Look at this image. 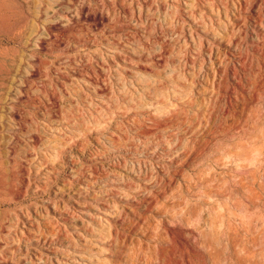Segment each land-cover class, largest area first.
I'll return each mask as SVG.
<instances>
[{"label": "rangeland", "instance_id": "obj_1", "mask_svg": "<svg viewBox=\"0 0 264 264\" xmlns=\"http://www.w3.org/2000/svg\"><path fill=\"white\" fill-rule=\"evenodd\" d=\"M178 262L264 264V0H0V264Z\"/></svg>", "mask_w": 264, "mask_h": 264}, {"label": "bare ground", "instance_id": "obj_2", "mask_svg": "<svg viewBox=\"0 0 264 264\" xmlns=\"http://www.w3.org/2000/svg\"><path fill=\"white\" fill-rule=\"evenodd\" d=\"M74 190V189H73ZM75 193V192H74ZM80 194V193H79ZM83 194V193H82ZM78 195V194H77ZM73 196V195H72ZM81 196V195H80ZM75 197V196H74ZM68 198L69 199H72V197L70 196V194H68ZM77 198V197H76ZM68 199V200H69ZM81 199V198H80ZM70 201H72V200H70ZM79 213H82V214H88L89 213V211H86L85 209H79V208H77L76 209ZM65 216V215H64ZM61 217H63V216H61ZM187 258V257H186ZM175 259V258H174ZM177 261V260H176ZM173 262H174V260H173ZM179 262H180V260H179ZM178 262V263H179ZM180 264V263H179Z\"/></svg>", "mask_w": 264, "mask_h": 264}]
</instances>
